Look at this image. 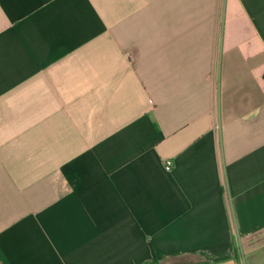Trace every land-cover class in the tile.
Wrapping results in <instances>:
<instances>
[{
  "label": "crops",
  "instance_id": "crops-1",
  "mask_svg": "<svg viewBox=\"0 0 264 264\" xmlns=\"http://www.w3.org/2000/svg\"><path fill=\"white\" fill-rule=\"evenodd\" d=\"M192 257L264 264V0H0V264Z\"/></svg>",
  "mask_w": 264,
  "mask_h": 264
},
{
  "label": "rangeland",
  "instance_id": "rangeland-1",
  "mask_svg": "<svg viewBox=\"0 0 264 264\" xmlns=\"http://www.w3.org/2000/svg\"><path fill=\"white\" fill-rule=\"evenodd\" d=\"M196 257L192 258H172L164 262V264H198Z\"/></svg>",
  "mask_w": 264,
  "mask_h": 264
},
{
  "label": "built area",
  "instance_id": "built-area-1",
  "mask_svg": "<svg viewBox=\"0 0 264 264\" xmlns=\"http://www.w3.org/2000/svg\"><path fill=\"white\" fill-rule=\"evenodd\" d=\"M166 169L171 170L173 167V162L168 160L165 164Z\"/></svg>",
  "mask_w": 264,
  "mask_h": 264
}]
</instances>
